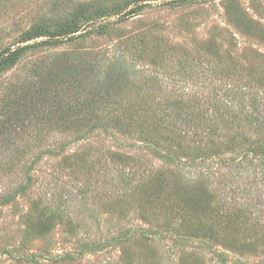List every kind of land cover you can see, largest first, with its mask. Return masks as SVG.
I'll return each instance as SVG.
<instances>
[{
	"label": "rangeland",
	"instance_id": "374dc122",
	"mask_svg": "<svg viewBox=\"0 0 264 264\" xmlns=\"http://www.w3.org/2000/svg\"><path fill=\"white\" fill-rule=\"evenodd\" d=\"M132 1L0 0V50L113 13L60 46L28 42L0 70V264H264V166L240 167L225 148L239 127L204 126L179 148L148 115L223 95L234 114L264 116V0L151 1L127 16ZM102 86L121 95L120 124L90 131L107 117L84 110ZM246 137L264 141V127ZM194 149L206 163L191 161ZM174 186L216 198L211 209L235 226L219 240L192 234L207 214L175 202Z\"/></svg>",
	"mask_w": 264,
	"mask_h": 264
},
{
	"label": "trees",
	"instance_id": "16d2710c",
	"mask_svg": "<svg viewBox=\"0 0 264 264\" xmlns=\"http://www.w3.org/2000/svg\"><path fill=\"white\" fill-rule=\"evenodd\" d=\"M151 1H161V0H133L132 2L140 3V5L128 11L127 16H133V15L138 14L146 6H148V2H151ZM132 2H129L128 6ZM112 15L113 13H110L108 9H103L101 11V14L95 19V21H72L67 24H63L61 27L54 30V32H52L49 35H47L46 29L37 28L34 30V32L27 35V37L24 40L25 42L24 45L18 46L16 48H6L3 50H0V70L16 63L26 53V51L30 49L31 46L27 44L28 42L35 41V44L33 45V47L34 46H42V47L60 46L67 41L75 40L77 38L76 34L79 32H84L85 30H87L89 26H93L94 29H100V30L108 27L109 24H102L101 22L102 20L110 18ZM46 36L49 38L42 39ZM39 39H42V40H39ZM122 68L124 67L122 66L118 70L116 69L114 73L116 72L119 76H121L122 78H126L127 80V77H128L127 71L123 70ZM229 91L240 92L238 89L235 90V88L234 89L230 88ZM116 96H121V95L117 91L114 90V86L112 87L102 86L101 88H99V92L94 94V97L99 100L95 102L94 105H87L84 107V110L88 113V115L96 111L101 112V113L102 112L106 113L107 115V117L103 119V122L99 121V124L93 125L92 128L89 129L90 131L94 129L106 127L104 124L107 121H110L113 124H116L117 126L120 124V120L115 118L114 115H116L115 112H117L118 109L122 108L123 101H116V102L113 101V97H116ZM224 97L225 96L223 95L218 99L216 97H211L209 98L208 101L194 98V101L192 102L193 105L191 104L189 105L187 103L186 104L180 103L178 101V103L170 105V108L172 109L171 111H167V110L162 109V107H159L158 109H153L151 112H149L148 115L150 116L151 119H154L157 122V124H160L161 126L163 125L161 128L165 132L168 133L170 131V133H172V135L174 136V140L172 139V142H174L179 148L180 147L183 148L184 145H186L185 141L187 140L188 142V139L194 141L193 143L189 142L193 145L195 144V141H197L196 139L204 138L202 137L203 135H201V132L199 131L200 129H203L204 126L208 129V131L211 134L213 133V128H214V134H215V131L217 129L216 127L220 125V122L222 125L227 123L230 127L238 126L239 128H238L237 134H235L234 136L228 135L226 137V141H229V142L232 141L230 143L232 146L229 147V143H227L228 145L225 148L226 149L228 148V150L232 151L234 155H237V153L240 152L239 156L241 157L237 161L240 167L245 164H249V163L253 164L254 162H256L257 165L261 167L264 166V141H259L258 139L249 140L246 137L248 131H251V130L254 131V129L256 128L258 129V128L264 127V116H261L262 115L261 112H259L258 114V111L256 112L257 115L256 114L248 115L247 117L234 114L236 113L238 108L233 105H227L229 104L230 101L224 100ZM139 106H137V108H139ZM207 106L209 108L211 106L212 108H215L213 109V112H216V110H219V112H217L215 115L210 117L207 114L208 113V110H206ZM75 108L80 109V106L78 107L75 106ZM151 108L150 106L147 107L148 110ZM76 112L78 113L79 110H76ZM228 114L229 116L225 117V115H228ZM23 125L24 124L22 123V127L25 128V125L24 126ZM240 130H247V131L243 135L241 134ZM189 132H192V133H189ZM237 140L240 142L239 144L241 146L240 149H238V143L237 144L235 143ZM189 143L187 144L190 145ZM244 149H247V152L243 151L245 153H241V150H244ZM192 152H194L196 155L194 158L192 157L193 159L191 161H194V162L200 161L202 162V164L207 162L208 160L207 157H204L205 151L204 153H198V151L194 149V151ZM183 154H184V151H183ZM198 189L199 188H193L188 193L187 191H184V190L183 192L179 186L177 188L175 186L170 187V190H172L171 193L173 194L171 198H174V201L179 204H185V205L193 204L196 207L199 206L198 208L201 211V212L198 211L199 214L202 212L204 215L207 214L206 215V219L208 220L207 223H204L202 221L205 218H202L200 221L197 220V223L199 222V224L198 226L194 227L196 228V231L195 233H192V234L196 235V233L198 234V232H200L201 230L207 229L209 230V232L206 234L208 238L219 240L218 239L220 237L219 233L226 232V230H228L230 227L233 228V226H235L233 224V220L228 215V213L223 215L221 214L220 211H219L220 213L218 212V210L216 211L215 208L211 209L213 203H215L216 198L214 197L212 199L206 198L208 199L207 202L205 200H200V197H202V195H198L196 193ZM203 196H207V195H203ZM204 204L205 205L207 204V205L204 206V208L201 207V205H204ZM246 218L247 217L242 216L238 220L239 224H243ZM53 220L55 219L53 218ZM210 221L212 224L209 225V227H207ZM184 222L186 224L189 223L191 227L192 222L187 223L186 220H184ZM45 227H46L45 229L47 232H49L52 229V227L49 228L48 225H46ZM188 233L191 234V232L189 231ZM237 244H236V247L238 249L239 248L246 249V247H244L245 244L243 245L241 241H238ZM249 245L253 246L254 252L257 250V249L255 250L256 247L254 246V244H249Z\"/></svg>",
	"mask_w": 264,
	"mask_h": 264
}]
</instances>
